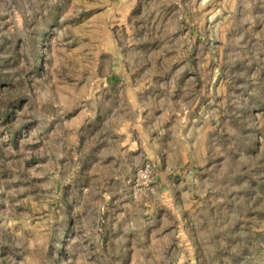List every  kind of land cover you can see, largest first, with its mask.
Segmentation results:
<instances>
[{
  "label": "rangeland",
  "instance_id": "374dc122",
  "mask_svg": "<svg viewBox=\"0 0 264 264\" xmlns=\"http://www.w3.org/2000/svg\"><path fill=\"white\" fill-rule=\"evenodd\" d=\"M0 264H264V0H0Z\"/></svg>",
  "mask_w": 264,
  "mask_h": 264
}]
</instances>
